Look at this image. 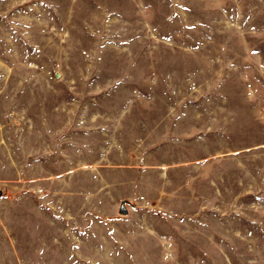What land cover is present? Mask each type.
Masks as SVG:
<instances>
[{
  "label": "rangeland",
  "instance_id": "1",
  "mask_svg": "<svg viewBox=\"0 0 264 264\" xmlns=\"http://www.w3.org/2000/svg\"><path fill=\"white\" fill-rule=\"evenodd\" d=\"M135 122L189 162L174 225L137 212L136 252L54 234L38 186ZM0 264H264V0H0Z\"/></svg>",
  "mask_w": 264,
  "mask_h": 264
},
{
  "label": "crops",
  "instance_id": "2",
  "mask_svg": "<svg viewBox=\"0 0 264 264\" xmlns=\"http://www.w3.org/2000/svg\"><path fill=\"white\" fill-rule=\"evenodd\" d=\"M159 125L160 123L154 127L142 126L141 130L147 129V133L137 141L135 122L128 144L124 138L118 139L111 148L98 144L97 154H82L83 157L75 155V160L63 162L67 165L60 166L59 171L54 173L52 191L45 190L44 183L38 186L41 207L52 213L50 216L54 225L58 224L57 220L69 223L67 226L57 227L59 232L54 234L72 235L70 225H83L87 230L86 235L97 234L100 237L99 247L98 241L84 242L90 250L136 252L137 212L156 219H168V223L176 218L181 202L178 190L182 183L180 180L174 181L171 173L174 169V173L179 175L183 165L188 166L189 162L167 158L169 150L175 145L173 140L178 139L169 136L174 128L170 131L166 124ZM86 139L88 138L84 141ZM86 146H90L87 140H75L73 143V147L78 149ZM191 163L196 167V162ZM179 213L183 216L179 215L180 217L188 220L187 212L180 210ZM130 216L134 221L127 224L131 228L126 226V229L124 223ZM137 225L140 226V223ZM152 228L148 226L145 233L157 234L156 229ZM171 240L162 238L153 246L169 250L173 248Z\"/></svg>",
  "mask_w": 264,
  "mask_h": 264
},
{
  "label": "water",
  "instance_id": "3",
  "mask_svg": "<svg viewBox=\"0 0 264 264\" xmlns=\"http://www.w3.org/2000/svg\"><path fill=\"white\" fill-rule=\"evenodd\" d=\"M122 212H125V210H124V209H122Z\"/></svg>",
  "mask_w": 264,
  "mask_h": 264
}]
</instances>
